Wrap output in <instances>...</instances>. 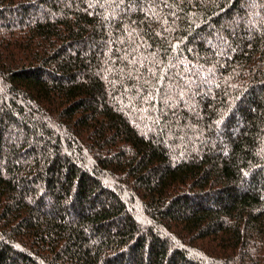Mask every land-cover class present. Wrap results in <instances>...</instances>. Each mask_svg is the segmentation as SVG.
Instances as JSON below:
<instances>
[{"label": "trees", "instance_id": "obj_1", "mask_svg": "<svg viewBox=\"0 0 264 264\" xmlns=\"http://www.w3.org/2000/svg\"><path fill=\"white\" fill-rule=\"evenodd\" d=\"M0 264H264V0H0Z\"/></svg>", "mask_w": 264, "mask_h": 264}]
</instances>
